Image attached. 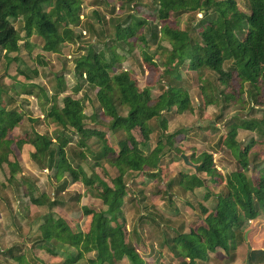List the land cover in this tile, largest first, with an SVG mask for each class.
I'll return each instance as SVG.
<instances>
[{
	"label": "trees",
	"instance_id": "trees-1",
	"mask_svg": "<svg viewBox=\"0 0 264 264\" xmlns=\"http://www.w3.org/2000/svg\"><path fill=\"white\" fill-rule=\"evenodd\" d=\"M91 1L93 4L108 5V0ZM115 1L119 3L120 10L127 9L124 14L106 18L98 8L92 10L98 22V40L107 39L103 48L86 44L85 52L74 59L75 76L96 88L99 109L108 118L107 122H103L97 112L87 116L81 99L71 94L64 95L61 105L58 104L59 92L64 87L61 74H55L60 90H55L50 98L44 99V103L50 104L43 118L48 124L56 125L53 134L33 129L16 136L15 128L21 116L15 115L12 109L0 108V164L5 161L13 142L20 147L29 144L32 147L29 152L31 158L37 165L52 170L54 177L61 181L60 189L68 184L69 179L74 182L80 178L85 186L84 194L99 203L98 207L82 206L83 213L89 215L86 231L72 225L62 215L45 214L37 234L32 236V246L45 249L54 256L57 247L75 249L76 252L68 254L61 264H114L119 261L151 264L131 240V231L119 221V213L128 190V175L132 177L133 172H139L155 178L160 172L162 176L165 167L163 155L171 150L179 152L183 162L182 152L174 140L178 132L165 131L167 118L163 115V112L173 109L177 113L192 109L188 91L179 84L181 67L195 72L205 67L214 73L215 83L208 91L210 94L205 86H202L201 93L206 105L215 102L214 96L221 98L222 112L216 117L219 121H222L223 110L227 106H239L241 109L249 104L247 107L251 109L255 105L264 106V0H246L248 12L242 10L236 0H150L149 10L155 12L154 21L148 16L135 14L134 5L143 0ZM81 5L82 0H0V53L3 52L10 60L8 54L20 48L22 38L12 19L22 18L25 36L29 37L33 32L40 35L44 40L43 50L47 52H60L61 45L66 41L77 42L80 40L76 27L80 23ZM182 13L191 15L190 20L197 13L200 17L194 26L181 29L178 23ZM109 22L113 23V34L109 33ZM87 25L88 31L94 33V26ZM247 35L249 37L244 39ZM138 41L163 53L162 77L167 84L155 98L150 86L139 88L132 73L121 66L124 56L116 52V46L126 44L132 49L134 42ZM163 41H167L169 46H164ZM105 49L109 51V56H106ZM153 57L154 54L143 52V59L157 66ZM227 60L230 64L225 69ZM211 93L214 95L210 96ZM243 93L246 100L240 97ZM120 108L126 111L123 116L118 113ZM87 119L106 124L108 131L113 132L116 147L108 142L106 130L88 126ZM152 120L156 126L151 125ZM213 124L208 125L213 127ZM222 124L224 134L220 143L234 154V170L222 174L217 169L212 152L201 151L188 156L197 165L192 167L193 172L180 171L174 178L166 176L163 179L165 190L179 186L183 191H193L205 186L207 191L203 201L209 197L215 201L212 209L199 204L200 211L190 221L189 231L174 230L170 240L162 242L177 264H205L219 253H223L227 260H234L237 246L245 241L244 232L250 226L246 225L247 221L260 220L262 223L258 224H264V167L258 169L260 163L252 167L249 159L251 155L253 160L258 158V149H264V112L257 118L233 115ZM157 127L160 128L159 137L146 152L140 144L145 143L150 132ZM240 128L258 133L260 138H251L243 143L238 138ZM135 135L141 139L138 140ZM74 136H78L76 144L79 147L89 148L85 145L91 137L102 139L103 145L96 152L88 149L91 158L81 149L70 150L68 156L66 146ZM74 157L78 162L85 160L90 166L97 165L101 158L105 159L117 170L116 176L111 179L112 184L109 185L97 174L86 178L79 163L73 166ZM254 167L257 168V178L248 174ZM201 172L216 177L217 186L206 185L204 178L198 174ZM6 179L10 182L14 177L10 175ZM220 184L223 187L218 190ZM136 193L141 200L144 199L143 188ZM28 198L39 208L47 204L50 210L58 203L56 198L51 199L44 193L36 196L28 194ZM148 211L153 212L143 213L141 219L155 221L156 217L161 218L154 209ZM132 230L141 239L138 228L133 227ZM246 261V264L264 262V249L248 251Z\"/></svg>",
	"mask_w": 264,
	"mask_h": 264
},
{
	"label": "rangeland",
	"instance_id": "rangeland-1",
	"mask_svg": "<svg viewBox=\"0 0 264 264\" xmlns=\"http://www.w3.org/2000/svg\"><path fill=\"white\" fill-rule=\"evenodd\" d=\"M236 1L242 10L248 12L246 0ZM149 4L150 0H143L141 3L134 5V11L138 16H148L149 19L154 21L155 12L149 10ZM113 6L114 10H112ZM94 8L102 11L106 18L124 14V11L127 10H120L119 3L115 0H108V5L104 3L93 4L91 0H82L80 23L76 27V33H80V40L77 42H64L61 45V51L58 53L43 50L44 40L35 32L26 37L22 18L12 19L22 39L19 41V50L8 54L10 60L4 56L3 52L0 53V108L7 111L12 109L15 115L21 116L15 128L16 136L23 135L33 129L50 134H53L56 130L55 124H48L47 120L43 118L50 104L49 102L44 103V99L50 98L55 90H60L61 87L57 84L55 74H61L64 81L63 91L59 92L57 98L59 105H61L64 95L71 94L73 97L81 99L83 111L87 116L97 112L101 120L107 122L108 118L101 114L99 109L95 96L96 88L78 79L74 74V59L85 52L86 44L92 43L97 48H103V42L107 40H102V42L98 40L96 32L98 22L92 13ZM190 17L191 15L188 13H182L178 23L179 28L184 29L188 26H194L200 17V13H197L193 20H190ZM87 23L94 26V33L88 31ZM108 27L109 33L113 34V23L109 22ZM95 35L96 37H94ZM248 37L249 35L243 38L247 39ZM142 44L139 41L134 42L132 49L126 44L118 45L116 46V52L124 56L121 66L132 73L139 88L150 86L152 97L155 98L161 92V88L167 84L165 78L162 77L163 53L161 50L155 49L154 46H143L144 44ZM162 44L169 46L167 41H163ZM145 51L148 54H154L153 61L157 66L143 59V52ZM106 56H109L108 50H106ZM229 64L230 61L227 60L224 63V68L228 69ZM180 69L179 84L188 91L192 109L180 113L175 112L174 109L163 112L164 117L167 118L165 131L169 133L178 132L174 140L175 145L179 147L182 154L185 152L190 156L192 154L194 156V154L201 151L212 152L217 169L222 174H228L236 168V161L229 148L222 146L220 143V137L224 134L223 121L233 115H240L244 118H257L264 112V106L257 107L255 105L253 109L247 107L251 104L245 105L246 108L244 109L239 108V106H227L223 110L225 114L222 121H219L216 117L222 112L221 98H215L214 96L215 102L206 105L201 93L202 86H205L207 92L211 90V85L215 83L214 73L209 72L205 67L196 72L184 67ZM29 84L34 85L30 86ZM28 86L31 88H28ZM29 89L31 91H27ZM212 93L214 92L212 91ZM212 93L210 96L214 95ZM262 95L264 97V93ZM240 97L242 100L247 99L245 93L241 94ZM42 103L44 104L42 105ZM118 113L123 116L126 111L120 108ZM86 121L90 127L106 130L108 142L116 147L113 132L108 131L106 124H98L89 119ZM209 123H214V126L210 127ZM151 125L156 126L153 120ZM238 131V138L243 143H247L251 138H260L256 132L242 128ZM159 132L160 128L157 127L155 131L150 132L148 140L140 144L144 151H149L155 145ZM135 136L138 140L141 139L137 135ZM77 139L78 136H74L66 146L68 156H70V150L79 151L81 149L91 158L92 155L88 152V149L96 152L103 145L102 139L91 137L85 145L89 148L79 147L76 144ZM31 149L32 147L29 144L20 147L13 142L5 155V161L0 164V264H61L68 254H74L76 250L68 247L65 249L57 247L54 256L45 249L32 246V236L37 234L38 227L43 222L45 214L62 215L72 225H78L86 231L89 224V215L83 213L82 206H99L95 198L84 194L85 186L80 178L73 182L67 177L69 179L68 184L60 189L59 182L61 181L54 177L51 169L35 163L29 155ZM179 156L180 153L174 150L163 155L165 167L162 176L159 175L160 172L157 175L158 177L155 178L147 174L133 172L132 175L134 176L128 175L126 177L128 190L124 197L122 211L119 213V221H122L126 228L131 231V240L141 255L151 264H177V260H174L168 254V249L165 245L162 246V242L170 240L174 235V230L189 231L191 229L190 221L194 220L196 213L200 211L199 204L203 203L209 209H212L215 205L213 197L203 201L202 196L207 191L205 186H199L197 190L195 188L193 191H183L179 186H174L171 190H165L166 183L163 179L166 176H168L167 178H174L180 171L189 173L194 171L192 166L185 165ZM256 157L258 158L254 160L253 155L249 157L251 166L260 163L258 169H261L264 167L263 148L258 149ZM93 161L91 162L93 163ZM72 162L74 167L79 163L85 171L84 176L86 178L97 174L109 185L112 184L111 179L117 174L116 168L109 165L102 158L95 166H90L85 160H79L78 162L76 157ZM254 168L248 174L253 178H257V168ZM198 174L204 178L206 185L217 186L216 177L206 175L204 172ZM10 175H13L14 180L9 182L6 178ZM222 187L223 184H220L217 189L219 190ZM140 188H143L144 199L142 200L144 202L136 193V190ZM39 193H44L51 199L56 198L58 203L51 210L47 204L42 208L37 207L30 201L28 194L36 196ZM137 201L140 203L137 204ZM149 209H154L161 215V218L154 217L155 221L148 218L141 219L143 213L153 212L148 211ZM251 222L248 220L246 225L253 223ZM257 222L262 223V221ZM133 227L138 228V233L141 232V239L134 234ZM165 236L169 238L165 239ZM247 252L248 250L242 251V259ZM233 261L213 259L205 264H234ZM246 262V260H241V262L235 264H246ZM114 264L128 263L119 261ZM254 264H264V262H254Z\"/></svg>",
	"mask_w": 264,
	"mask_h": 264
},
{
	"label": "crops",
	"instance_id": "crops-1",
	"mask_svg": "<svg viewBox=\"0 0 264 264\" xmlns=\"http://www.w3.org/2000/svg\"><path fill=\"white\" fill-rule=\"evenodd\" d=\"M184 154H186L184 152ZM189 156L188 154H186ZM186 165V164H185ZM197 190V188L195 189ZM203 198V196H202ZM260 221V220H257ZM251 222L250 226L245 230L248 231L245 241L238 245L235 251L236 257L233 261V263L241 262V260H246L247 253L243 256V259L241 258L242 251H250L255 249H264V225H259L258 222ZM249 236V239H247ZM226 260V256L223 253H219L217 257H212L210 260Z\"/></svg>",
	"mask_w": 264,
	"mask_h": 264
},
{
	"label": "water",
	"instance_id": "water-1",
	"mask_svg": "<svg viewBox=\"0 0 264 264\" xmlns=\"http://www.w3.org/2000/svg\"><path fill=\"white\" fill-rule=\"evenodd\" d=\"M181 157H182V159H183V162H184L186 165H190V166H192V167H194V168L197 167L196 164L192 163V162L188 159V156H187L186 154H184V153L181 154ZM247 233H248V231H245V232H244V238H246Z\"/></svg>",
	"mask_w": 264,
	"mask_h": 264
}]
</instances>
